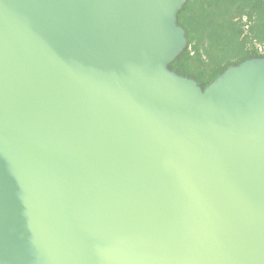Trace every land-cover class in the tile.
<instances>
[{
	"label": "water",
	"instance_id": "1",
	"mask_svg": "<svg viewBox=\"0 0 264 264\" xmlns=\"http://www.w3.org/2000/svg\"><path fill=\"white\" fill-rule=\"evenodd\" d=\"M187 0H0V264H264V56L170 65Z\"/></svg>",
	"mask_w": 264,
	"mask_h": 264
},
{
	"label": "trees",
	"instance_id": "2",
	"mask_svg": "<svg viewBox=\"0 0 264 264\" xmlns=\"http://www.w3.org/2000/svg\"><path fill=\"white\" fill-rule=\"evenodd\" d=\"M178 24L187 46L170 69L203 89L229 67L263 56L253 44H264V0H188Z\"/></svg>",
	"mask_w": 264,
	"mask_h": 264
},
{
	"label": "rangeland",
	"instance_id": "3",
	"mask_svg": "<svg viewBox=\"0 0 264 264\" xmlns=\"http://www.w3.org/2000/svg\"><path fill=\"white\" fill-rule=\"evenodd\" d=\"M187 2H188V0H187ZM187 2H186V3H187ZM247 46H248V48H251V47H252V44H251V45H247ZM253 46H254L255 48H257L258 51H259V53L262 54V55L264 56V44L255 43V44H253Z\"/></svg>",
	"mask_w": 264,
	"mask_h": 264
}]
</instances>
